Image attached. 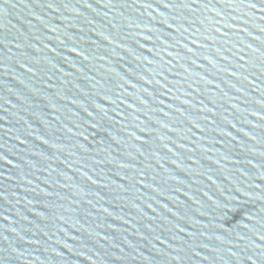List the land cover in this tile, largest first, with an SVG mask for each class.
<instances>
[{"label": "water", "instance_id": "95a60500", "mask_svg": "<svg viewBox=\"0 0 264 264\" xmlns=\"http://www.w3.org/2000/svg\"><path fill=\"white\" fill-rule=\"evenodd\" d=\"M0 264H264V0H0Z\"/></svg>", "mask_w": 264, "mask_h": 264}]
</instances>
